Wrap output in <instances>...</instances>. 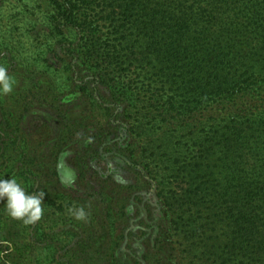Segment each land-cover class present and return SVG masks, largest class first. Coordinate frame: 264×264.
I'll return each instance as SVG.
<instances>
[{
	"label": "trees",
	"instance_id": "1",
	"mask_svg": "<svg viewBox=\"0 0 264 264\" xmlns=\"http://www.w3.org/2000/svg\"><path fill=\"white\" fill-rule=\"evenodd\" d=\"M5 2L7 0H0V10ZM80 2L83 0L37 1L44 14L45 38L50 42L48 50L53 54L55 71L67 76L66 81L76 90L69 94L78 96L74 92H81L84 102L93 101L92 111L106 126L93 133L87 139L90 142L83 143L85 134L77 135L81 125L75 131L73 127L79 123L71 117L76 108L73 101H65L64 94L57 95L55 80L33 70L36 64L31 65L28 84L16 95V140L24 143L19 161L23 189L32 195L43 192L48 178L61 182L57 171L61 160L66 165L73 164L76 172L71 186L65 187L66 192L83 202L100 200L102 211H113L110 202L114 194L127 186L118 199L122 202L115 200V215L124 226H116L117 233L113 235L106 263L162 264L161 254L173 249L166 232L161 230V215L164 214L161 202L159 199L152 201L147 191L152 181L162 187L166 172L186 173L189 178L188 189L183 192V207H179L181 213H172L173 218L163 228L169 230L187 221L194 222L196 214L199 216L205 210L212 192L209 188L214 189V186L211 182L207 186L198 182L197 176L212 171L208 166L211 160L223 165V190L230 189L231 184L239 185L243 178L256 173L260 176L264 172V0L103 1L111 9L108 13L110 26H113L110 36L123 40L130 49L134 43L125 40L129 34L136 32L147 37L144 52L149 59L144 67L149 69L147 74L150 71L154 75L161 74L165 81H160V88L154 86V80L146 79L147 83H143L128 79L127 69L133 66L128 59L119 56L121 42L113 44V53L106 49L102 56L97 53V39L89 38L92 29H88L87 10L81 14L85 18L80 19ZM78 23L83 35L80 42L73 45L66 36ZM201 74L206 80L198 81ZM165 85L186 93L199 91L195 97L206 96L210 104L204 105L197 100L182 103L186 94L175 95L180 97L179 101L175 96L166 97L161 94ZM89 106L87 102L85 108ZM141 106H145L144 113L136 111ZM125 113L136 116L139 124L129 125L130 137L122 147L114 139ZM2 116L6 120L3 123L8 125L7 113ZM30 121L42 122L54 132L49 140L42 137L36 140L34 149L28 154L26 149L33 143L35 134L27 133L28 128L23 125ZM109 136L113 138L109 140ZM96 142L97 146L93 147ZM194 151L203 156L200 157L203 162L209 163L197 165L192 158ZM258 189L264 195V184ZM164 199L169 200L166 196ZM5 204L6 200L0 203V264H16L13 253L20 245V236L32 225L10 219ZM171 211L170 208L168 212ZM133 212L135 215L130 216L133 221L128 223V214ZM233 215L237 216L232 221L234 226L252 224L243 212ZM17 227L19 231H15ZM42 229V225H36L35 234ZM240 231L233 232L237 239H229L230 249L226 247V258L221 264H246L244 261L252 264L257 259L264 264L262 231L252 238L253 242H258L253 255H248V247L238 244L247 237ZM93 238V235L88 236L80 254L87 264H101L99 261L104 262L105 252L100 248L91 251ZM236 247L242 254L238 261L234 253ZM189 249L181 257L185 263L177 261V264H199L193 261L195 257ZM75 252L72 253L75 255ZM214 262L217 261L214 259ZM72 263L69 260L60 264Z\"/></svg>",
	"mask_w": 264,
	"mask_h": 264
},
{
	"label": "rangeland",
	"instance_id": "2",
	"mask_svg": "<svg viewBox=\"0 0 264 264\" xmlns=\"http://www.w3.org/2000/svg\"><path fill=\"white\" fill-rule=\"evenodd\" d=\"M37 1L7 0L0 10V66L6 67L9 75L16 81L14 92L10 96H0V179L15 178L22 188L23 182L20 176L22 173L19 161L21 158L20 148L23 147L24 143L20 139L16 140V135L18 134L16 130V121L18 118L16 95L28 84L27 78H29L30 72L32 71L31 65L36 64V68H33V70L39 71L40 74H48L55 80L54 85L57 90V95L64 94L63 98L65 101H73V107L76 108L72 112L71 117L79 122L73 127H75V131L81 125L77 135L79 133L85 134L82 139L83 143L90 142L87 139H90L93 133L101 131V126H104V128L106 126L98 114L92 111L91 105H93V101L90 99L87 100L88 105L91 107L85 108L87 102H84L85 100L80 98L83 93L74 92L78 96L69 94V92L76 90H73L69 84L70 82L66 81L67 76L55 71L56 66L52 64L53 54L51 55V50H48L50 42L45 38L47 31L44 27V14L42 13V8H40V3H37ZM103 1L105 0H83V3L80 2L78 5L81 21L85 18V16H81L82 12L85 13V10L88 11L85 13V15H88L86 21L90 22L88 29H92L89 38L97 39L95 42V50L101 56L104 49L113 53V44L121 42V46L118 47L120 51L119 56L122 59H128L133 66L127 69L128 79L134 81L142 80L143 83H147L148 80L150 82L154 80L153 82L156 83L154 86L160 88V83L165 81L161 77V74L157 73L154 75L153 71L147 74L149 69L147 68V70L144 67L147 59H149L147 52H144L147 37L140 36L136 32L129 36L130 34L128 33L129 35L127 34L128 36L125 40L134 43L132 49H130L129 45L126 46L123 44L125 43L123 40H117L115 35L110 36L109 33L112 31L113 26H110L111 18H108V13H111V9ZM80 32L81 26L78 23L71 31H68L66 38L75 45L80 42L81 36L83 35ZM156 42L158 43V41ZM35 59H38L37 63L34 62ZM135 60L137 62L134 63L133 61ZM138 74L143 76H139ZM146 79L148 80L146 81ZM204 79L206 80V77L203 74L198 77V81ZM135 86L138 88L140 84H135ZM196 92L194 93L195 95L197 94ZM161 94L166 97L186 94L185 100L182 103H190L197 100L204 105L210 104L206 96L199 99L191 92L177 91V87L170 88L169 85L164 86ZM175 97L179 101L180 97ZM196 104L191 103L193 106ZM143 107L145 106H141L136 111L144 113ZM83 109H85V112H83ZM4 112L8 115V118L6 117L8 119L6 122L8 125L3 123L6 121L2 116ZM129 114L125 113V116L122 115V125L120 124L121 127L116 133L117 137L114 139L122 147H125V140L130 137V133L128 132L129 125L131 123L139 124L136 121L137 117H131ZM158 120L161 121V118ZM25 126L28 128L27 133L31 135L35 134L32 138L33 143L26 149L28 154L34 149L36 140L41 139V137L43 140H49L52 132H54L52 128L50 130V127L46 124L43 125L42 122L30 121L26 125H23V127ZM112 138L109 136V140ZM95 146H97V142L93 144V147ZM200 157L203 156L194 151L192 158L196 160L197 165L201 166L209 163V161L203 162V159ZM46 163L49 169V158L46 160ZM66 166L67 169L74 173L75 177L76 172L73 164H67ZM208 166L212 167L213 172L210 170L205 174H199L197 181L203 182L205 185L211 182L214 189L212 187L209 188L212 192L210 191L211 195L207 198V204L204 206L205 210L199 216L196 214L195 220L192 223L187 221L176 228L172 226L169 230L163 229L167 227V221L173 218L172 213H181L179 207L184 203L183 192L188 189L189 183V178L186 173L177 175L166 172L162 187L155 181H152L151 185L147 187L152 201L159 199L161 202V208L164 212L161 215V223L159 221L161 230L162 232H166L170 248L173 251L175 250L174 252L170 250L168 252L166 251L165 254H161L164 260L162 264H177V261L185 263L181 257L185 256L186 252L184 251L188 247L193 251L192 256L195 257L194 262H198L199 264H221L224 261L223 258H226L224 252L230 249L229 243L231 242L228 241L229 239H237L233 232L238 229H241L240 233L247 236L241 242H238V244L248 247V255H253V251L258 246V242H253L252 238H256V233L260 231L264 234V195L258 189L259 185L264 184V172L260 176L257 175L260 173H256L248 178H243V182L239 183L241 187L236 184H231L230 189L223 190L225 174L222 163L211 160ZM209 174L212 175V178ZM204 176L206 178H203ZM45 181L43 190L45 195L42 205L44 209L43 216L40 221L32 224L26 234L23 233L20 236V245L16 246V251L13 253L16 264H60L62 261L69 260L73 262L72 264H87V260L84 261L80 251L83 249L84 243L88 241L87 238L89 235L94 236L91 241L93 248L91 251L93 252L99 248L103 251L104 249L105 260L104 262L101 260L99 263L107 264L106 262L109 261L107 257L110 255L108 250L111 249L110 244L113 240V235L117 233L116 226L118 224L124 226V222L121 220L119 222V217L115 215L117 212L115 200H118L119 196L126 192L127 186L124 189L116 191L114 201L111 200L110 202L113 211L109 209V212H106L102 211L104 209H102L103 206L100 200L88 199L86 202H83V200L79 201L78 198L76 199L73 193L69 191L67 193L65 189L68 184L67 180L64 183L52 182L49 178ZM123 185H126V183ZM165 196L166 198L168 197V201H165ZM56 197L60 198L57 199ZM119 202H122V199ZM70 207H83L87 213L86 220L78 221L69 215L68 208ZM170 208L172 211L168 212ZM238 211L243 212L249 220L251 219L252 224L240 228L239 226H234L232 221L237 216L233 214H236ZM128 215L129 217L134 216L135 212ZM9 218L12 219L10 216ZM130 219L125 220L130 223L133 221V218ZM122 220L124 219L122 218ZM10 224L11 221H8V225ZM36 225L43 226L39 234H35L34 229ZM19 229L17 227L15 231H19ZM226 247L228 250H226ZM236 248L237 250L234 253L238 261L240 259L239 256L242 254L238 250V247ZM74 251H76L75 255L72 253ZM214 259L217 262L213 263ZM260 260L257 259L252 264H260L258 263ZM244 263L250 264L248 261H244Z\"/></svg>",
	"mask_w": 264,
	"mask_h": 264
},
{
	"label": "clouds",
	"instance_id": "3",
	"mask_svg": "<svg viewBox=\"0 0 264 264\" xmlns=\"http://www.w3.org/2000/svg\"><path fill=\"white\" fill-rule=\"evenodd\" d=\"M16 81L9 75L8 69L0 66V96H10L15 89ZM58 174L62 176L61 182L68 181L71 186L74 181V173L67 169L61 160L57 164ZM44 193L28 195L15 178L0 179V201L6 200L5 208L8 215L24 225H32L40 221L44 209L42 207ZM68 213L78 221H85L87 213L83 207H70Z\"/></svg>",
	"mask_w": 264,
	"mask_h": 264
}]
</instances>
